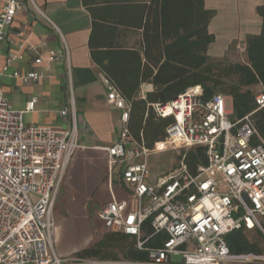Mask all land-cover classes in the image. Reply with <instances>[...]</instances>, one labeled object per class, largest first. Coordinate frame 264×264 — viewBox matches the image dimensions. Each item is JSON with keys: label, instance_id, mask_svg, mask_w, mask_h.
Returning a JSON list of instances; mask_svg holds the SVG:
<instances>
[{"label": "built area", "instance_id": "obj_1", "mask_svg": "<svg viewBox=\"0 0 264 264\" xmlns=\"http://www.w3.org/2000/svg\"><path fill=\"white\" fill-rule=\"evenodd\" d=\"M20 9L19 0L0 2V46H12L20 37L10 30ZM55 57L48 54L50 62ZM19 59L9 49L0 75ZM41 62V56L34 60ZM11 76L25 84L44 74L13 71ZM101 82L120 123L116 141L102 148L110 182L119 167L135 208L112 198L97 217L108 231L134 238L137 250L147 241L142 228L146 221L152 235H164L159 247L147 249V260L117 264H264V253L232 254L225 239L234 230L257 232L264 239V140L251 119L264 108V92L254 96L256 109L238 120L232 118V106L227 108V97L204 98L201 86L168 103L153 104L158 117L170 119L165 146L183 152L201 147L206 155V164L191 173L182 152L178 167L154 179L147 159L155 149L130 136V102L107 76ZM36 100L17 110L0 88V264H111L62 260L54 252L55 202L71 157L81 146L72 102L69 129L25 124L24 115L33 111ZM59 113L65 117L69 109Z\"/></svg>", "mask_w": 264, "mask_h": 264}, {"label": "crops", "instance_id": "obj_2", "mask_svg": "<svg viewBox=\"0 0 264 264\" xmlns=\"http://www.w3.org/2000/svg\"><path fill=\"white\" fill-rule=\"evenodd\" d=\"M19 1L21 9L10 30L20 37L12 46H0V72L9 49L20 59L0 75V88L17 110L37 99L33 111L24 115L27 126L69 129L73 104L81 147L72 155L63 179L66 196L55 202L53 249L62 260L74 259L110 232L97 217L102 206L114 198L135 208L119 167L113 169L110 182L108 158L102 148L116 141L120 123L119 112L106 100L101 77L107 76L125 100L145 99L153 91L150 83L141 80L146 47L153 37L156 39L160 18L153 0ZM203 4L212 12L208 24V33L214 37L207 50L210 58H223L234 42L242 43L245 53L247 39L260 35L263 20L257 8L264 6V0H203ZM50 52L56 54L52 62ZM39 56L42 62L35 64ZM13 71L41 72L44 77L23 84L11 76ZM255 86L263 91L261 84ZM64 107L69 113L62 117L59 112ZM95 214L102 226L93 219ZM93 260L142 262L125 259L116 251L111 258Z\"/></svg>", "mask_w": 264, "mask_h": 264}, {"label": "trees", "instance_id": "obj_3", "mask_svg": "<svg viewBox=\"0 0 264 264\" xmlns=\"http://www.w3.org/2000/svg\"><path fill=\"white\" fill-rule=\"evenodd\" d=\"M154 1L160 25L157 26L156 39L153 37L146 47V65L141 75V80L150 83L153 91L147 93L145 99L127 100L131 106L128 120L130 136L135 141H142L150 150L163 144L165 129L170 123V119H162L153 112V104L168 103L188 88L201 86L204 98L216 94V90L229 97L232 118L238 120L256 109L255 95L249 88L261 84L264 92V6L257 8L263 20L260 35L246 41L247 63L223 65L214 70L207 54L208 46L214 40L208 33L212 12L204 8L203 0ZM251 119L264 140V108L255 111ZM183 155L191 173L206 164L205 150L201 147L191 148ZM142 228L147 239L142 250L135 248L134 238L107 232L100 240L78 252L76 258L107 259L116 251L125 259L145 261L147 249L159 247L164 235H152L148 221ZM225 239L232 254H262L259 246L250 242L240 230L228 233Z\"/></svg>", "mask_w": 264, "mask_h": 264}, {"label": "rangeland", "instance_id": "obj_4", "mask_svg": "<svg viewBox=\"0 0 264 264\" xmlns=\"http://www.w3.org/2000/svg\"><path fill=\"white\" fill-rule=\"evenodd\" d=\"M210 63L213 67L212 69L214 70L222 67L223 65H228V64H235V63L246 64L247 59H246V54L243 52L242 43L234 42L233 44L229 45L226 56L220 59L210 58ZM249 89L254 95L258 94L259 92H263L261 91L260 88L256 86H251ZM215 93L227 97L226 95L222 94L219 90H216ZM230 107H231V99L227 97V108ZM182 152L183 151L181 149H175L172 146H165V147L162 146V148L159 151L151 152L147 159L151 175L155 174L157 176H161L173 170L174 168L178 167L179 160L181 159L182 156ZM65 196H66V189L65 186L62 184L57 196L56 203L57 201L59 202L63 200ZM93 219H95V222H97V224L99 223L102 226V224L97 220L96 214L93 216ZM244 234L250 242L256 243L261 249L262 253H264V239L262 238L261 235H259L257 232H246Z\"/></svg>", "mask_w": 264, "mask_h": 264}]
</instances>
